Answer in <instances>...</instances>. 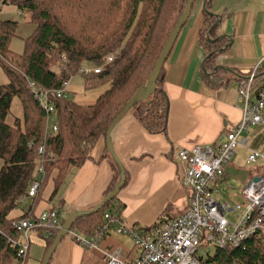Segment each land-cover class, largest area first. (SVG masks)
<instances>
[{
  "label": "trees",
  "instance_id": "1",
  "mask_svg": "<svg viewBox=\"0 0 264 264\" xmlns=\"http://www.w3.org/2000/svg\"><path fill=\"white\" fill-rule=\"evenodd\" d=\"M6 2L15 4L22 13L29 12L30 21L35 26L34 32L25 40L24 52L18 54L10 48L12 38L17 35L18 22L0 19V66L8 76V82L0 85V161H3L0 167V264H16L20 261V247L12 245V241H20L21 233L14 227L13 222L23 218H37L10 217V214L22 206L26 196L35 198L29 196V189L38 180L39 146H45V176L41 180L40 191L48 181L52 182L50 198H53L68 173L84 164L97 141L106 138L112 121L124 109L138 87L148 80L171 31L185 9L187 0ZM89 2L94 5L91 10H88ZM210 4L208 1V9ZM164 14L166 15L161 22L160 15ZM203 16L204 25L200 29L199 39L208 55L214 50L224 48L229 40H209L208 32L215 17L204 9ZM218 28L219 26L212 30L211 38L220 35ZM120 48L122 49L119 50ZM117 51H120L121 57L114 65L108 66V69L100 72L84 70L102 65L107 54ZM217 56L218 53H214L205 59L202 73L204 82L216 89L226 86L230 80L227 76H232L225 69L214 70L218 64ZM165 63L157 80L156 92L148 100L136 103L127 113H132L150 132L155 133L166 132L168 99L163 89ZM77 74L83 76L85 90L104 85L109 87L91 104L77 102L68 87L66 96H59L56 90L65 88V84ZM250 74L251 72L247 75L235 74L240 76L239 91L242 84L246 83L245 77ZM263 89L264 68H259L252 83L251 100L258 99ZM16 96L22 106V119L8 124L6 118ZM44 102L54 107L49 115L54 117V123L58 127L56 131L50 129L45 142L49 118L44 110ZM225 139L207 145L215 149ZM105 157L113 175L104 196L116 187L120 178L113 157L109 153ZM125 170L124 186L129 180L128 171L126 168ZM125 206L116 195L99 211L76 218L73 229L92 236L103 224L105 213L121 219ZM51 209L58 211L57 207ZM60 220L63 225L65 219ZM160 223L161 221L155 225ZM113 226L114 224H110L111 228ZM34 229L46 233L44 229ZM58 231L56 229L46 233L50 245ZM198 257L201 264H264V233L247 240L240 247L214 246V252H207L205 258Z\"/></svg>",
  "mask_w": 264,
  "mask_h": 264
},
{
  "label": "crops",
  "instance_id": "2",
  "mask_svg": "<svg viewBox=\"0 0 264 264\" xmlns=\"http://www.w3.org/2000/svg\"><path fill=\"white\" fill-rule=\"evenodd\" d=\"M209 1V10L223 15L218 28L220 35L227 34L232 38V44L227 38L229 41L225 45L224 42L223 47H228L217 56L218 64L236 72L232 73V78L227 76L229 83L216 89L208 86L202 78L207 54L199 39L204 16L203 0H198L165 63L163 89L168 99L166 132H150L130 113L123 117L112 133L114 148L129 174L128 183L118 194L120 201L126 204L121 219L124 225L136 226L147 233L155 231L157 222L175 218L189 206L190 191L181 183L183 169L178 153L195 144L218 143L237 126L243 109L238 89L240 76L237 75L250 73L264 56V0ZM108 87L104 85L91 89L98 92L94 94L91 91L76 101L80 104L94 103ZM87 97H90L89 102L79 101ZM251 127L241 135L242 139L246 138L247 144L237 147L232 161L225 166V178L217 185L230 181L233 173L246 181L244 185L264 174V167L256 172V169L246 166V163L250 165L248 154L252 149L264 151V126ZM107 154V140L100 138L84 164L68 173L55 197L50 198L51 182L46 195L48 184L35 198L25 197L23 212L18 216L37 218L42 212L57 207L60 218L65 219L75 209L87 210L96 206L103 199L113 175L105 157ZM259 163L264 166V162ZM239 192H232V197L225 200L238 199ZM116 228L117 225H114L104 237L101 248L118 247L128 258L138 256L137 244L130 248L128 235L117 233ZM74 231L91 237L76 229ZM46 233L38 230L36 236L29 233L30 246L24 264L42 263L50 246ZM49 264L105 262L100 250L82 246L68 235L56 247Z\"/></svg>",
  "mask_w": 264,
  "mask_h": 264
},
{
  "label": "built area",
  "instance_id": "3",
  "mask_svg": "<svg viewBox=\"0 0 264 264\" xmlns=\"http://www.w3.org/2000/svg\"><path fill=\"white\" fill-rule=\"evenodd\" d=\"M114 59L113 55H108L103 64L107 67ZM103 64L84 70L100 72ZM259 68H264V56L259 59L240 89L243 108L241 121L215 147L216 150L211 145H195L178 153L183 169L181 183L190 191L189 206L184 212L175 218L162 221L155 231L149 233L136 226L124 225L122 219L105 213L103 224L90 238L75 231L70 236L82 246L100 250L105 264H201L198 255L205 243L221 248H237L254 236L264 233V174L259 175L257 181L249 180L240 190L238 199L220 200L215 191L218 180L225 177V166L232 161L237 147L247 144L246 138L242 139L241 135L251 126H264V89L258 99L251 100L252 83ZM65 85V88L56 90L59 96H66L69 82ZM43 106L49 118L45 142L50 129L56 131L58 127L54 123V117L49 115L54 107L46 102ZM38 153V180L29 189V196L35 197L39 194L41 180L45 176L44 144L39 146ZM248 162L250 165L264 162V151L252 149L248 154ZM232 213L235 215L234 219L229 217ZM110 224L117 225V233L133 236L140 251L138 256L128 258L118 247L101 248L104 237L111 230ZM13 225L21 233L20 241H12V245L20 247V261L16 264L25 262L30 246L29 231L38 228L50 233L62 227L56 210L44 211L35 220L19 219Z\"/></svg>",
  "mask_w": 264,
  "mask_h": 264
},
{
  "label": "water",
  "instance_id": "4",
  "mask_svg": "<svg viewBox=\"0 0 264 264\" xmlns=\"http://www.w3.org/2000/svg\"><path fill=\"white\" fill-rule=\"evenodd\" d=\"M196 1H198V0H187L185 9H184L183 13L181 14V16L179 17V19H178L176 25L174 26L173 30L171 31V33L167 39V42H166L162 52L160 53V55H159V57L155 63L154 69L151 71V73L148 77V80L144 84H142L138 87V89L136 90L134 95L131 97V99L125 105L124 109L117 115V117L112 121L111 125L109 126V129H108L107 135H106L107 150H108V153L113 157L114 161L116 162L118 170H119V174H120V178L118 180L116 187L110 193H108L106 196H104V198L96 206L92 207L91 209H87V210H76L75 209L65 218L62 227L60 228L55 239L53 240L52 244L48 248L41 264H49L56 247L62 241V239L69 233V231L73 228V224H74V221L76 218L91 215V214L99 211L109 201H111L116 195H118L120 190L124 187L125 182H126L125 165H124L122 159L119 157V155L117 154V152L114 148L112 133H113L114 129L116 128V126L118 125V123L120 122V120L129 112V110L136 103L144 101V100H148L156 92V90L158 88L157 80L159 78V75L161 73L163 65L166 62L167 58L169 57V55L172 51L173 45H174L181 29L183 28V26L187 22ZM208 1L209 0H203V5H202L203 9L206 12H208L209 14H211L213 17H215V22L211 26V28L209 29V32H208V36L210 38L209 40H211L213 42H217L221 38H229L230 44H232V38L229 37L227 34L219 35L218 37H214V38L210 37L212 30L215 27L220 26V24L222 23L223 15L210 11L206 7ZM227 47H228V45H226L224 48L214 50L213 52L209 53L206 58L211 57L212 54H214V53L223 52V50H225ZM217 69H225L226 71H229L231 73H236L234 71V69H232L230 67H225L222 64H217L215 66L214 70H217ZM258 178H259L258 176L254 177V181H257ZM166 219L167 218H165L164 220H166Z\"/></svg>",
  "mask_w": 264,
  "mask_h": 264
},
{
  "label": "rangeland",
  "instance_id": "5",
  "mask_svg": "<svg viewBox=\"0 0 264 264\" xmlns=\"http://www.w3.org/2000/svg\"><path fill=\"white\" fill-rule=\"evenodd\" d=\"M93 7H94V5L89 2L88 3V10L93 9ZM165 12H167V9H166ZM165 15L166 14H164L163 16L160 15L161 22H162L163 18L165 17ZM0 19H12V20H15V21L18 22L17 35L12 38L10 48L15 53H18V54L23 53L24 49H25V40H26V38H28L34 32V27H35L34 24L30 21V13L27 12V11H24V13H22L17 8V6L15 4L6 2V0H0ZM121 49L122 48H120L119 50H121ZM119 52L120 51H117V52H113L111 54H107L106 55V56H108V55L112 56L113 55L115 57V59L109 65V67L114 65V63L121 57L120 56L121 54H119ZM1 59L4 61V58H1ZM107 67H106V64H103V66H101V70L102 69H106ZM7 82H8L7 73L2 68V66H0V85L6 84ZM69 83H70V86H71L69 90L72 91L73 97L76 100L79 97L83 96L84 94L88 95L89 93H91V91H93L94 94H96L98 92V91H94V90H85L84 79H83V76L81 74L75 75L69 81ZM100 91L101 90H99V92ZM89 99H90V97H87L86 99L79 100V101L80 102H83V101L84 102H89L88 101ZM17 119H22V106H21L19 98L16 96L12 100L10 112L7 115L6 122L8 124H14ZM2 164H3V161H0V167L2 166ZM246 166H249V168H251V169H256V172H258L259 170L263 169V167H264V166L261 165V163H259V164L256 163V164H253V165H249V164L246 163ZM243 167H245V166L243 165ZM245 168H248V167H245ZM247 172L249 173V170ZM233 174L234 175H232L230 181H225V182L219 184L218 186H215V191L219 194L218 197H219L220 200L230 199L232 197V192L233 193L238 192V190H241L242 187L244 186V183L246 181H243L242 179H240V175L239 174H237V173H233ZM47 184L49 186H47V188L45 190V195L50 190L49 187L51 185V182L48 181ZM23 208H24L23 206H20V207L14 209L11 212V214H10L11 217H16V216L22 214ZM229 217L231 219H234L235 218L234 213L230 214ZM72 231H74L73 228L69 231V233L66 236L70 235ZM29 233H31L32 235L35 234V236L37 235L35 229H32L31 231H29ZM125 235H128V234H125ZM128 236H126V237L129 240V247L130 248L136 247V242H135L133 236H131V235H128ZM21 240L22 241L24 240L23 237L21 238ZM32 242L35 243L36 241L32 238ZM207 252H210V254L212 252H214V246L205 243L203 249H201L199 251V256H202V257L205 258L207 256Z\"/></svg>",
  "mask_w": 264,
  "mask_h": 264
}]
</instances>
